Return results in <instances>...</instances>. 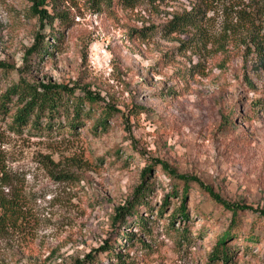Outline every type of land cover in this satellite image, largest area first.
<instances>
[{
  "label": "rangeland",
  "instance_id": "obj_1",
  "mask_svg": "<svg viewBox=\"0 0 264 264\" xmlns=\"http://www.w3.org/2000/svg\"><path fill=\"white\" fill-rule=\"evenodd\" d=\"M137 3L131 10L126 0H54L49 13L63 22L51 27L29 0H0V97L22 77L100 95L94 119L101 107L114 109L105 128L88 121L76 133L43 138L11 133L14 112L0 117V151L14 175V190L0 186V199L16 191L21 209L20 221L0 230V264H72L91 253L119 264L105 255L108 246L136 264H208L236 226L234 264H264V54L252 46V28L219 7L206 15L203 42L194 30L167 36L196 0ZM42 38L48 52L38 56ZM158 161L255 211H239L233 225V212L192 184L190 220L173 226L188 227L193 240L179 245L171 222L180 195L172 196ZM149 166L150 206L139 211L151 234L133 224L121 231L116 209L135 201ZM124 233L148 248L130 249Z\"/></svg>",
  "mask_w": 264,
  "mask_h": 264
},
{
  "label": "trees",
  "instance_id": "obj_2",
  "mask_svg": "<svg viewBox=\"0 0 264 264\" xmlns=\"http://www.w3.org/2000/svg\"><path fill=\"white\" fill-rule=\"evenodd\" d=\"M52 1L54 0H29L32 14L37 17L42 24H48L51 27H53L56 22H63L61 16L54 17L49 13L48 6ZM149 1L152 4L160 0ZM97 2L101 5L105 3L106 0H97ZM137 6V0H126V8L134 10ZM219 7L223 11H226V13H229V15H239L238 20H240V23L252 28V33L249 37L250 41L255 52L263 56L264 0H250V2L247 3L245 0H196V5L190 12L175 17L169 28L163 32L167 34V36H170L174 33H184L188 30H194L198 32L195 36L200 42H203L204 38L207 37V34L204 32L205 23L208 21L206 20V15ZM256 17L259 19L258 23L256 22ZM47 44L44 38H42L33 51L38 56H43L44 53L48 52ZM100 100V95L94 94L91 91H84L81 94H77L75 89L65 85H37L20 77L18 83L12 85L4 95L0 97V117L2 120H6L9 115L14 112L11 116L12 121L7 129L19 137L25 135L39 138L53 137L54 135H60L61 132H65L66 130L71 133H76L79 129H82L88 121H94L93 130H97L100 127H107L106 121L114 113V109L112 108L101 107L102 113L98 119H94V114L98 109L97 107L100 105ZM262 108L264 110V105ZM158 165L161 166L164 176L168 177L173 183L171 186L172 196L178 195L179 197L180 195V202L176 211L173 213L171 222L172 232L175 235L174 239L179 245L183 243L189 244L193 240L188 227L176 230L173 226L174 222L179 218H182L186 223L190 220L188 203L190 201L189 197L192 184H198L210 195L212 200L220 204L226 210L233 212V225H238L237 217L239 211H255L253 207H245L225 201L218 194L214 193L212 188L202 184L197 178L180 174L167 163L158 161ZM151 172L150 166L143 171V183L135 195V201L129 202L126 207L116 209L114 224L115 226H120L121 231L125 230L127 226L131 229L133 224L138 225L141 230L146 231L145 234L150 236L151 233L148 231L149 227L147 225L148 220L140 216L139 210L142 207L148 208L150 206V202L145 201V198L149 195L152 188V184L148 180ZM12 181H14V175L12 170L8 167L4 155L0 151L1 188L5 189L10 187L14 190ZM169 197L170 195L166 196L164 207L170 205L168 200ZM18 199L19 197L16 195V191L13 192L12 199L6 198L3 193L1 194L0 206L3 210V214L0 216V230L4 229L7 225L10 226L14 221H20L21 217L19 211H21V209L18 207ZM261 212L264 216V211ZM238 227L239 226L235 228L230 227L220 236L216 248L208 258V264H234V256L230 244L234 235L238 234V230L240 229ZM244 238L248 243H252V241L255 240L252 234H246ZM123 240L125 243H129L130 249H135L137 246H140L142 248L141 250L144 251L148 248L144 241L136 238V235L133 233H124ZM104 250L105 255L107 254L111 258L117 259L119 264H136L139 262L138 258H131L128 255L118 253L113 247L108 246ZM72 264H101V262L97 260V256L94 253H91L88 254L84 260H77Z\"/></svg>",
  "mask_w": 264,
  "mask_h": 264
}]
</instances>
